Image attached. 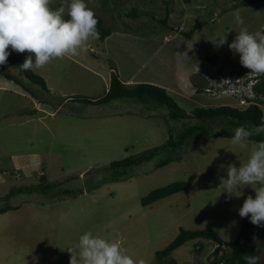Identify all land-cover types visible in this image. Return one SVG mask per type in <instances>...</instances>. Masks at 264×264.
Returning a JSON list of instances; mask_svg holds the SVG:
<instances>
[{"label":"rangeland","instance_id":"obj_1","mask_svg":"<svg viewBox=\"0 0 264 264\" xmlns=\"http://www.w3.org/2000/svg\"><path fill=\"white\" fill-rule=\"evenodd\" d=\"M86 3L111 34L102 41L90 38L77 55L54 58L46 66L32 69L43 78L46 90L20 77L16 69L8 71L20 85L0 73V208L17 207L0 214V264H70L69 249L86 231L119 242L128 255L144 264H168L169 260L211 264L209 257L217 244L206 240L189 241L163 261L155 253L180 228L211 230L228 242L236 238L244 218L238 210L255 191L245 186L241 196L236 191L230 195L224 192L222 178L227 176L228 165L239 167L247 162L256 142L250 141L241 150L231 144V138L193 139L182 147L180 161L154 169L159 160L154 158L129 168L126 180L110 182L111 174L105 171L110 162L159 147L169 131L176 135L194 120L166 122L162 117L165 108L146 107L134 99L87 104L75 102L73 97L102 98L112 71L122 82L131 79L172 87L180 65V46L188 40L187 50L195 56L189 63L194 66L193 74L199 73L196 79L203 87L210 76L202 65L205 56L216 54L227 69L239 70V55L228 44L241 27L250 32L264 30V0ZM61 6L67 16V0H53V8ZM134 8L139 16L126 17ZM236 10L244 17V25L235 23ZM179 27L184 33L194 30L191 38L179 34ZM226 33L227 42L217 47L213 42ZM8 51L23 61L29 55L10 47ZM169 95L189 113L196 107L235 104L227 96L200 94L189 100L186 94ZM261 108L264 120V105ZM206 122L214 131L234 133L241 126L224 117ZM42 171L47 182L55 184L52 189L4 198L12 188L38 186ZM176 181L190 186L149 206L141 205L149 192ZM64 190L76 194L63 195ZM197 243L202 245L200 251L195 249Z\"/></svg>","mask_w":264,"mask_h":264},{"label":"clouds","instance_id":"obj_2","mask_svg":"<svg viewBox=\"0 0 264 264\" xmlns=\"http://www.w3.org/2000/svg\"><path fill=\"white\" fill-rule=\"evenodd\" d=\"M52 3L53 0H0V65L5 64L10 55L9 47L29 53L20 65L22 70L28 71L42 68L54 58L77 55L90 38L99 39L98 19L86 0H67L68 18H65L64 6L53 8ZM233 15L237 25H244L239 10ZM227 34H219L213 43L223 46ZM228 47L239 55L243 67L253 74H264V30L250 32L247 27H241ZM260 132H264V124L253 129L243 125L236 127L231 144L246 150L249 138ZM222 179L224 192L230 195L236 191L241 196V189L251 186L255 196H247L238 213L240 217H248L251 223L264 226V140L256 142L245 164L228 165L227 176ZM69 252L72 254L70 264H144L143 260L128 255L119 242L92 231L81 234ZM244 258L247 264H259V256L245 255Z\"/></svg>","mask_w":264,"mask_h":264},{"label":"trees","instance_id":"obj_3","mask_svg":"<svg viewBox=\"0 0 264 264\" xmlns=\"http://www.w3.org/2000/svg\"><path fill=\"white\" fill-rule=\"evenodd\" d=\"M185 3H189L190 0H184ZM126 17L137 18L139 13L137 9H132L130 12L125 13ZM65 18H68L65 16ZM98 19L97 29L99 31V40H104L111 34V30L104 26L103 21ZM168 14L163 24H166ZM195 29V28H194ZM197 29V28H196ZM194 30L189 32H182L181 34L189 39ZM216 54H212L208 61L217 60ZM24 61L17 56L9 55L5 64L0 65V73L8 80H12L19 85L21 84L19 79H15L8 71L9 68L16 69L21 76H24L29 82L37 84L43 89H47L46 83L40 76L33 73L31 70L24 71L20 68V65ZM113 70V68H111ZM239 69L245 71V67L240 64ZM259 83L255 87L257 93L264 95V74L259 76ZM24 88V87H23ZM26 90V89H25ZM28 93L29 91L26 90ZM134 99L138 103L146 107L165 108L166 112L162 115L164 121L177 120V119H193L194 124L184 127L178 134H171L164 144L159 147H154L145 150L138 155L128 156L120 160L112 161L105 168V171L110 172L111 176L108 178L110 182H118L120 180H126L128 177V169L133 166L141 165L142 163L149 162L154 158H159L155 163L154 169L162 168L172 162H178L181 160L180 151L182 147L188 144L193 139H209V138H231L234 133L226 130L214 131L206 121L215 118H229L234 120L238 125H243L249 129L255 128L257 125L264 124L262 108L256 105L250 106L245 110H237L230 106H218V107H196L189 113L185 109L178 106L174 99L166 92L162 87L155 86L148 83H135L131 86L123 83L115 72H111L109 86L104 96L97 100L85 99V98H70L75 102H83L87 104H106L111 101L120 99ZM264 105V100H259ZM264 140V132L254 134L249 138V141L257 142ZM39 185L31 186L26 185L23 187L12 188L8 194L4 197L9 199L17 194H29L35 191L46 192L53 188L47 182L46 175L43 173L38 176ZM190 184L186 181L172 182L163 187L157 188L149 192L145 197L141 199L142 206H149L154 202L169 197L173 194L182 192L189 188ZM63 195H75V192L69 190L62 191ZM17 209V207L6 206L0 208V214L7 211ZM206 240L208 242H214L217 247L211 252L209 260L211 264H247L245 255L259 256V264H264V226H259L251 223L248 217H244L238 228L236 238L231 241H223L216 233L211 230H186L179 229L176 237L162 250L155 253V258L158 261H163L174 250L183 246L189 241L193 240ZM221 244L220 246H218ZM195 249L200 251L202 245L196 244ZM168 264H176L175 260H169Z\"/></svg>","mask_w":264,"mask_h":264},{"label":"built area","instance_id":"obj_4","mask_svg":"<svg viewBox=\"0 0 264 264\" xmlns=\"http://www.w3.org/2000/svg\"><path fill=\"white\" fill-rule=\"evenodd\" d=\"M207 86L193 87L195 94H203L212 98L230 97L234 102L233 107L237 110H245L250 106L262 107L259 100H264V95L257 93L255 87L258 85L259 76L247 71L228 70L218 72L213 70L209 74Z\"/></svg>","mask_w":264,"mask_h":264},{"label":"crops","instance_id":"obj_5","mask_svg":"<svg viewBox=\"0 0 264 264\" xmlns=\"http://www.w3.org/2000/svg\"><path fill=\"white\" fill-rule=\"evenodd\" d=\"M181 29L182 28L179 27V28L176 29V31L180 34V33L183 32ZM189 42L190 41L188 40V42H185L184 44H182L180 46V49H181L180 55H179V63H180V65H179L178 70L176 71V84L173 85L172 87H170L169 85H165V84L161 83L162 86L161 85H159V86L164 88L168 94L172 93V94H175V95L180 96V97H182L184 94H186V95L189 96L188 99L190 100L191 98L196 97V95L192 93L193 91H192L191 85L194 84L196 86H202V83H201L202 81L201 82L197 81L196 77H198L199 73L198 74H193L194 66L189 63L191 58L195 57L194 56V51L192 53H190L187 50L186 44H188ZM209 57L210 56H205L204 60L202 61L203 67H206V69H207V70H205V73L208 72L210 74L215 69L216 70H220V71H222V70L228 71V70H233L234 69V68L233 69H227L226 65L223 66L221 64V60L220 59L219 60L217 59V60L213 61L214 63H212L211 61H208ZM245 70H248V69L245 68ZM196 71H198V70H196ZM194 79L196 81H194ZM123 83H125L126 85L129 84V86H131V85H133V84H135L137 82L132 81L131 79H129V80L123 82Z\"/></svg>","mask_w":264,"mask_h":264},{"label":"water","instance_id":"obj_6","mask_svg":"<svg viewBox=\"0 0 264 264\" xmlns=\"http://www.w3.org/2000/svg\"><path fill=\"white\" fill-rule=\"evenodd\" d=\"M221 244H219L218 246H220Z\"/></svg>","mask_w":264,"mask_h":264}]
</instances>
